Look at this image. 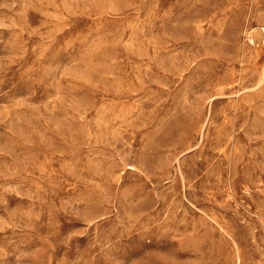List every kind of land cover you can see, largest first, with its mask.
I'll return each instance as SVG.
<instances>
[{"label": "rangeland", "instance_id": "rangeland-1", "mask_svg": "<svg viewBox=\"0 0 264 264\" xmlns=\"http://www.w3.org/2000/svg\"><path fill=\"white\" fill-rule=\"evenodd\" d=\"M0 264H264V0H0Z\"/></svg>", "mask_w": 264, "mask_h": 264}]
</instances>
